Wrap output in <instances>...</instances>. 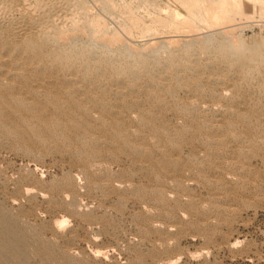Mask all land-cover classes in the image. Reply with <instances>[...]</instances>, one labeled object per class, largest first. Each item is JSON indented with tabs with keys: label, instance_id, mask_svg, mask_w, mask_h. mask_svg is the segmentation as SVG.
Instances as JSON below:
<instances>
[{
	"label": "rangeland",
	"instance_id": "1",
	"mask_svg": "<svg viewBox=\"0 0 264 264\" xmlns=\"http://www.w3.org/2000/svg\"><path fill=\"white\" fill-rule=\"evenodd\" d=\"M0 1V107L11 97L31 106L0 114V264H264V64L241 72L219 55L232 52L227 39L249 45L263 26L158 21L185 16L181 0ZM22 10L51 20L50 31L18 32ZM207 33L212 53L191 40ZM112 34L125 46H105Z\"/></svg>",
	"mask_w": 264,
	"mask_h": 264
},
{
	"label": "bare ground",
	"instance_id": "2",
	"mask_svg": "<svg viewBox=\"0 0 264 264\" xmlns=\"http://www.w3.org/2000/svg\"><path fill=\"white\" fill-rule=\"evenodd\" d=\"M5 1V0H4ZM3 1V2H4ZM48 1V0H47ZM52 1V0H51ZM57 1L58 0H54V2L56 3V4H58L57 3ZM62 1V0H61ZM60 1V2H61ZM99 1V0H98ZM103 1V0H102ZM108 1V0H107ZM0 2H2V1H0ZM8 2V1H7ZM13 2H15V1H13ZM53 2V3H54ZM68 2H70V0L68 1ZM100 2V1H99ZM181 2L185 5V8H186V10H187V13H186V15L185 16H182V15H180L179 13H177L176 11H172L171 13H170V15L168 16V18H167V16L166 17H164V18H162V17H158L157 19H158V21L160 22V21H164V23L166 24V26L167 25H169V26H171L172 28H175V29H180V26H192V27H198V25H197V21L198 20H201V22L202 21H204V23L208 26V27H215V26H218V25H221V24H223V25H225V24H232L233 23V21L235 20L236 21V19H245V18H247L248 20H249V25L250 26H258V25H261V26H264V24L263 23H260L263 19H264V0H181ZM9 3V2H8ZM7 3V4H8ZM11 3V2H10ZM108 3V2H107ZM109 3H112V2H110L109 1ZM0 4H2V3H0ZM49 4V3H48ZM62 4V3H61ZM77 4V3H76ZM17 5V4H16ZM65 5H66V3H65ZM86 5V4H85ZM89 5V4H88ZM4 6V5H3ZM31 6V5H30ZM40 6H41V2H40ZM44 6V5H43ZM42 6V8H44ZM50 6H53V8H56L57 7V5H55L56 7H54V5H50ZM61 6V5H60ZM104 6V5H103ZM107 6V5H106ZM124 6V5H123ZM1 8L0 9H2L3 7L2 6H0ZM6 7V6H5ZM12 7V6H11ZM14 7V6H13ZM17 7V6H16ZM46 7V6H45ZM58 7H59V5H58ZM73 7V6H72ZM87 7V6H86ZM108 7V6H107ZM27 8V7H26ZM29 8V7H28ZM47 8V7H46ZM48 8H49V6H48ZM63 8V7H62ZM88 8V7H87ZM126 8V7H125ZM124 8V9H125ZM7 9V8H6ZM13 9V8H12ZM24 9V8H23ZM40 9V8H39ZM49 9H51V8H49ZM58 9V8H57ZM64 9V8H63ZM131 9V8H130ZM8 10V9H7ZM10 10V9H9ZM21 10V8H19V11ZM28 10H30V9H28ZM38 10V9H37ZM44 10H45V8L42 10L43 12H44ZM53 10V9H52ZM55 10V9H54ZM78 10V9H77ZM87 10V9H86ZM103 10H104V8H103ZM109 10V9H108ZM125 10H127V9H125ZM129 10V9H128ZM127 10V11H128ZM4 11V10H3ZM16 11H18V10H16ZM24 10H22V12H23ZM46 12H47V10H45ZM84 11V10H83ZM131 11V10H130ZM22 12H21V15H23L22 14ZM37 12V11H36ZM49 12V11H48ZM47 12V13H48ZM57 12V11H56ZM85 12V11H84ZM106 12V11H105ZM7 13H8V11H7ZM24 13H25V11H24ZM45 13V12H44ZM61 13V12H60ZM130 13V12H129ZM4 14H5V12H4ZM14 14V13H13ZM33 14H35V13H32V12H27V13H25L24 14V17H22V18H26V20H18V21H14V22H18V24L16 25L17 27V29H18V32H21V33H30V32H32L33 30H34V28H40L41 30H40V32H42L43 34H45V30H44V28L45 27H47V25L51 22V20H49L48 18H46V17H44V18H42V17H40V18H37L36 16H34ZM41 14V13H40ZM46 14V13H45ZM76 14V13H75ZM131 14V13H130ZM133 14H134V12H133ZM2 15V14H1ZM10 15V14H9ZM36 15V14H35ZM44 15V14H43ZM48 15V14H47ZM47 15H45V16H47ZM4 16V15H3ZM41 16H42V14H41ZM60 16V15H59ZM81 17V16H80ZM92 17V16H91ZM21 18V17H20ZM21 18V19H22ZM77 18V17H76ZM90 18V17H89ZM136 18V19H135ZM257 18V19H256ZM9 19V18H8ZM50 19H52V18H50ZM93 19V18H92ZM131 19H133V18H131ZM134 19L136 20V21H134V20H130V21H133V24L135 25V23L136 22H138V21H142V20H140L139 18H137V17H134ZM157 19H156V21H157ZM167 19H172V20H174V19H178L179 20V22L178 23H171V24H167V22H166V20ZM256 19V20H255ZM10 20V19H9ZM50 22H49V21ZM77 20V19H76ZM126 20V19H125ZM83 21V20H82ZM128 21V20H127ZM154 21V20H153ZM152 21V22H153ZM234 21V22H235ZM240 21V20H239ZM257 22V23H254V22ZM13 22V21H12ZM11 22V23H12ZM49 22V23H48ZM55 22V21H54ZM72 22V21H71ZM84 22H85V19H84ZM92 22V21H91ZM103 22V20L102 21H100V20H95L92 24V26L93 27H95V28H99L98 30H101L100 28L103 26L102 23ZM143 22V21H142ZM141 22V23H142ZM158 22V23H159ZM181 22V23H180ZM230 22H232V23H230ZM259 22V23H258ZM104 23H106V22H104ZM130 23V22H129ZM132 23V22H131ZM144 23V22H143ZM153 23H156L155 21L153 22ZM236 23V22H235ZM53 23L51 22L50 23V25H52ZM90 24V23H89ZM160 24V23H159ZM165 24H163V27L162 28H164V25ZM49 25V26H50ZM55 25V24H54ZM53 25V26H54ZM78 25H80V24H78ZM82 25H84V24H82ZM86 25V24H85ZM95 25V26H94ZM131 25V24H130ZM202 25H203V23H202ZM11 26H12V24H11ZM35 26V27H34ZM52 26V27H53ZM127 26V25H126ZM133 26V25H132ZM135 26H137V25H135ZM139 26V25H138ZM146 26V25H145ZM148 26V25H147ZM234 26H235V24H234ZM238 26V25H237ZM240 26V25H239ZM239 26H238V29H239ZM248 26V25H247ZM1 27V26H0ZM51 27V26H50ZM49 27V28H50ZM56 27V26H55ZM89 27V26H88ZM91 27V26H90ZM108 27V26H107ZM112 27V26H111ZM144 27V26H143ZM158 27V26H157ZM161 27V26H160ZM2 28V27H1ZM13 28V27H12ZM48 27H47V29L50 31V29H49ZM84 28V27H83ZM104 28V27H103ZM102 28V29H103ZM106 28V27H105ZM130 28V27H129ZM129 28L128 29H126V30H129ZM134 28V27H133ZM137 28V27H136ZM146 28V27H145ZM145 28H144V30H145ZM168 28V27H167ZM199 28H200V25H199ZM199 28H197V29H195V30H193L195 33H194V35H197V33H196V31L197 32H199L200 33V31L198 30ZM205 28V27H204ZM207 28V27H206ZM223 28H225V27H223ZM228 28V27H227ZM226 28V29H227ZM235 28V30H236V26L234 27ZM233 28V29H234ZM17 29H15V31L17 30ZM57 29V28H56ZM55 29V30H56ZM59 29V28H58ZM57 29V31H55L54 30V32H58L59 30ZM60 29H62V28H60ZM86 29H88V28H86ZM131 29V28H130ZM147 32L149 33L150 32V30H154L155 28H154V26L153 25H150V26H148L147 28ZM165 29V28H164ZM169 29H170V27H169ZM202 29V28H201ZM200 29V30H201ZM208 29V28H207ZM215 29V28H214ZM221 29V28H220ZM47 30V31H48ZM63 30H65V29H63ZM92 30V29H91ZM97 29H95V31H96ZM97 30V31H98ZM109 30V29H108ZM135 30V29H134ZM140 31H141V29H139ZM171 30V29H170ZM209 30V29H208ZM213 30V29H212ZM222 30V29H221ZM220 30V31H221ZM230 30H231V32H230ZM235 30H233V32H235L236 34H237V30L235 31ZM10 31V30H9ZM49 31H48V33L47 34H49ZM52 31V30H51ZM102 31V30H101ZM114 31V30H113ZM142 31H143V29H142ZM141 31V32H142ZM159 31V30H158ZM193 31L191 32V33H193ZM215 31V30H214ZM217 31V30H216ZM215 31V32H216ZM219 31V32H220ZM224 31V30H223ZM228 31V32H227ZM226 31V33H224V34H228L229 32L230 33H233L232 32V29L230 28V29H228ZM239 31V30H238ZM14 32V31H13ZM53 32V31H52ZM68 32V31H67ZM74 32V31H73ZM73 32H71V33H73ZM78 32V31H77ZM80 32V31H79ZM83 32H84V29H83ZM103 32H104V30H103ZM109 32V31H108ZM115 32V31H114ZM118 32V31H117ZM131 32V31H130ZM146 32V33H147ZM152 32H154V31H152ZM151 32V33H152ZM218 32V33H219ZM39 33V32H38ZM42 33H40V34H42ZM64 33H66V32H64ZM64 33H63V31L61 32H58V34H59V37H60V41H61V38H64L65 39V36H64ZM102 33V32H101ZM144 33H145V31H144ZM155 34H156V31L154 32ZM158 33V32H157ZM201 33H204V32H201ZM222 33V32H221ZM4 34V33H3ZM8 34V33H7ZM31 34V33H30ZM37 34V33H36ZM47 34L45 35L46 37H47ZM51 34V33H50ZM49 34V35H50ZM57 34V33H56ZM67 34V33H66ZM65 34V35H66ZM70 34V33H69ZM68 34V35H69ZM74 34V33H73ZM85 33H83V35H84ZM89 34V33H88ZM92 34H93V32H92ZM96 35H97V33H95ZM160 34V33H159ZM241 34V33H240ZM79 35V34H78ZM107 34H105V36H106ZM119 35V34H118ZM117 34H112V36L111 37H109V38H107V40H104L105 41V43H104V41H102L104 44H105V46H106V43H108V44H111V43H113L112 45L113 46H115L114 44H115V42L114 41H118V39H119V36H118ZM158 35V34H157ZM166 35H168V34H166ZM170 35V34H169ZM192 35V34H191ZM193 35V36H194ZM218 35V34H217ZM222 35H223V33H222ZM239 35V34H238ZM237 35V36H238ZM4 36V35H3ZM13 36H14V33H13ZM12 36V37H13ZM20 36H22V35H20ZM45 36H41L42 38H46ZM56 36V35H55ZM75 36V35H74ZM73 36V37H74ZM82 36V35H81ZM87 36V35H86ZM93 37H94V35H92ZM103 36H104V34H103ZM145 36V35H144ZM231 36V35H230ZM230 36H229V38H230ZM16 37V36H15ZM27 37V36H26ZM40 37V36H39ZM51 37H52V34H51ZM51 37H49V40H50V38ZM68 37H70V38H72V36L71 35H69ZM67 37V38H68ZM76 37V36H75ZM78 37V36H77ZM89 37V36H88ZM107 37H108V35H107ZM164 37H165V35H164ZM168 37V36H167ZM172 37V36H171ZM224 37H226V38H228L227 37V35L226 36H224ZM232 37H234L233 35H232ZM236 37V36H235ZM14 38V37H13ZM22 38V37H21ZM41 38V39H42ZM48 38V37H47ZM54 37H52V39H53ZM89 38H91V37H89ZM96 38V37H95ZM98 38V37H97ZM103 38L104 37H102L101 39L103 40ZM121 38V37H120ZM154 38H156V37H154ZM191 38V37H190ZM189 38V39H190ZM215 35L213 34V33H211V34H203L201 37H200V35L199 36H195L194 38H192L191 40L193 41V43L194 42H196V41H198V42H200V43H202L203 45H204V47H205V49L206 50H209L210 52H211V49H212V45L214 46V43H213V41L215 40ZM237 38V37H236ZM239 38H241L240 36L236 39V42H234L235 41V39L233 40V39H227V41L228 42H224L223 43V45H225V46H230L231 47V49H232V52L230 53V52H228V51H225L224 50V48H222V47H220V50H219V55H221L222 57L221 58H224V59H226L227 61H228V63L231 65L230 67H235V69H237V70H239V71H241V72H244V71H246L247 70V68L248 67H252V64H254L255 62H256V59H258V58H262V61H261V63H263L264 64V33H259V35L257 36V37H255L254 39H253V41L251 42V44H249L248 45V42H247V39L245 38V39H243V40H241V42H237V40L239 39ZM11 39V38H10ZM40 39V40H41ZM64 39H62V41L64 40ZM77 39V38H76ZM93 39V38H92ZM105 39V38H104ZM150 39V38H149ZM163 39V38H162ZM188 39V40H189ZM225 39V38H224ZM16 40V39H15ZM27 40V39H26ZM54 40H55V38L53 39V41H52V44H53V42H54ZM58 40V38L56 37V41ZM66 40V39H65ZM78 40H80V39H78ZM84 40V39H83ZM87 40V39H86ZM100 40V39H99ZM187 40V41H188ZM240 40V39H239ZM59 41V42H60ZM68 41H70V40H68ZM68 41H67V43H68ZM73 41V40H72ZM76 41V40H75ZM93 41V40H92ZM97 41H98V39H97ZM97 41H94V42H96L97 43ZM122 41V38L120 39V41H118V43H122L123 44V42H125V41H123V42H121ZM153 42H154V40H152ZM160 41V40H159ZM167 41H171V42H173V41H176V39L175 38H169V39H163L162 40V43H166ZM186 41V42H187ZM190 41V40H189ZM12 42V41H11ZM58 42V41H57ZM91 42V41H90ZM101 42V43H102ZM153 42H151L150 41V43L151 44H153ZM157 42V41H156ZM177 42V41H176ZM185 42V44H187V43H189V42H187L186 43ZM62 43V42H61ZM87 43H89L88 41H87ZM99 43V42H98ZM100 43V44H101ZM118 43H116V44H118ZM130 43V42H129ZM149 43V42H148ZM155 43V42H154ZM168 43V42H167ZM219 43V42H218ZM59 44V43H58ZM90 44V43H89ZM127 44V46L126 47H130V46H128L129 44L128 43H126ZM156 44V43H155ZM159 44H160V42H159ZM184 44V43H183ZM191 44V42L189 43V44H187L188 46ZM216 44V43H215ZM21 45V44H20ZM34 45H35V43L34 42H32V41H30V42H28V44H27V48H33L34 47ZM43 45V44H42ZM56 45V44H55ZM64 45H65V42H64ZM67 45V44H66ZM93 45V44H92ZM98 45V44H97ZM154 45V44H153ZM152 45V46H153ZM177 45V44H176ZM175 45V46H176ZM186 45V46H187ZM192 45V44H191ZM191 45L189 46V48H187L186 49V56H188L189 57V55H190V47H191ZM194 46H195V43L193 44ZM22 46V45H21ZM100 46V45H99ZM110 46V45H109ZM123 46H125V44H123ZM152 46L150 47V48H148V49H150L149 51H151V49H152ZM155 46V45H154ZM154 46H153V48H154ZM166 46H167V44H166ZM174 46V44H173V46L171 45L170 47H172V49H173V47H175ZM247 46V47H246ZM17 47V46H16ZM72 47V46H71ZM95 47H96V45H95ZM107 47H108V45H107ZM112 47V46H111ZM133 47V46H132ZM145 47V46H144ZM160 47V46H159ZM169 47V46H168ZM244 47H246V51L244 52V53H239L240 55H238V57H237V53L238 52H243V50H241L242 48H244ZM9 48V47H8ZM43 48V47H42ZM55 48V47H54ZM70 48V47H69ZM74 48V47H73ZM92 48V47H91ZM156 48V47H155ZM158 48V47H157ZM156 48V49H157ZM217 48V47H216ZM18 49V48H17ZM34 49V48H33ZM41 49V48H40ZM83 49H84V47H83ZM133 49V48H132ZM147 49V48H146ZM164 49V48H163ZM165 49H167V48H165ZM169 49V48H168ZM193 49V48H192ZM15 50V49H14ZM34 50H36V49H34ZM52 50H53V48H52ZM77 50V49H76ZM87 49H85V51H86ZM130 50V49H129ZM154 50V49H153ZM175 50V49H174ZM176 50H178V48L176 49ZM183 50V49H182ZM226 50H227V48H226ZM241 50V51H240ZM16 51V50H15ZM46 51H47V49H46ZM68 51V50H67ZM66 51V52H67ZM135 51V50H134ZM148 51V50H147ZM170 51V50H169ZM191 51H193V50H191ZM208 51V52H209ZM10 52V51H9ZM57 52V51H56ZM70 52V51H69ZM88 52V51H87ZM93 52V51H92ZM91 52V53H92ZM136 52H138V51H136ZM146 52V51H145ZM154 52V51H153ZM207 52V51H206ZM19 53V52H18ZM48 53V52H47ZM51 53V52H50ZM60 53H62V51L60 52ZM71 53V52H70ZM81 53H82V51H81ZM130 53V52H129ZM139 53V52H138ZM150 53V52H149ZM177 53V52H176ZM175 53V54H176ZM212 53V52H211ZM210 53V54H211ZM58 54V53H57ZM75 54H76V52H75ZM84 54V53H83ZM141 54V53H140ZM143 54V53H142ZM178 54V53H177ZM192 54H195V53H192ZM208 54V53H207ZM215 54V53H214ZM27 55V54H26ZM67 55V54H66ZM71 55V54H70ZM146 55V54H145ZM62 56V55H61ZM73 56V55H72ZM85 56V55H84ZM92 56H94V55H92ZM130 56V55H129ZM148 56V55H147ZM176 56V55H175ZM228 56H232V57H230V58H228ZM236 56V57H235ZM2 57V56H1ZM7 57V56H6ZM14 57V56H13ZM203 57H205V56H203ZM209 57V56H208ZM4 58V57H3ZM30 58V57H29ZM46 58V57H45ZM66 58L68 59V60H70L71 59V56H66ZM84 58V57H83ZM103 58V57H102ZM117 58V57H116ZM121 58V57H120ZM133 58H134V56H133ZM148 58V57H147ZM169 58V57H168ZM176 58H178L177 56H176ZM74 59V58H73ZM73 59H71V60H73ZM132 59V58H131ZM130 59V60H131ZM150 59V58H149ZM77 60V59H76ZM111 60V59H110ZM139 60V59H138ZM142 60V59H141ZM196 60H197V57H196ZM217 60H219V58L217 59ZM2 61V60H1ZM6 62H7V60H5ZM22 61V60H21ZM43 61V60H42ZM60 61V60H59ZM135 61V60H134ZM182 61V60H181ZM191 61H192V57H191ZM84 62V61H83ZM87 62V61H86ZM111 62V61H110ZM129 62V61H128ZM160 62V61H159ZM217 62V61H216ZM2 63V62H1ZM32 63V62H31ZM42 63V62H41ZM62 63V62H61ZM102 63V62H101ZM166 63V62H165ZM208 63V62H207ZM219 63H220V61H219ZM19 64V63H18ZM85 64V63H84ZM90 64V63H89ZM137 64V63H136ZM139 64V63H138ZM150 64V63H149ZM201 64V63H200ZM205 64V63H204ZM209 64V63H208ZM20 65V64H19ZM49 65V64H48ZM73 65V64H72ZM87 65V64H86ZM103 65V64H102ZM130 65V64H129ZM180 66H183V65H185L184 64V62L183 63H180L179 64ZM188 65V64H187ZM211 65H212V63H211ZM214 65V64H213ZM212 65V66H213ZM7 66H8V64H7ZM15 66V65H14ZM18 66V65H17ZM53 66V65H52ZM65 66V65H64ZM74 66V65H73ZM145 66V65H144ZM199 66V65H198ZM206 66V65H205ZM217 66H218V64H217ZM255 66V65H254ZM20 67V66H19ZM86 68L88 67V66H85ZM90 67V66H89ZM108 67H110L109 66V64H108ZM124 67V66H123ZM137 67V66H136ZM175 67V66H174ZM186 67V66H185ZM184 67V68H185ZM190 67H191V65H190ZM214 67V66H213ZM220 67H223V66H220ZM175 68H178V67H175ZM203 68V67H202ZM201 68V69H202ZM209 68V67H208ZM210 68H212L211 66H210ZM219 68V67H218ZM253 68V67H252ZM10 69H11V67H10ZM22 69V68H21ZM39 69V68H38ZM40 69H41V67H40ZM132 69V68H131ZM158 69V68H157ZM182 69V68H181ZM192 69H194L193 67H192ZM222 69V68H221ZM231 69V68H230ZM99 69L97 68V70H96V72L98 73L99 71H98ZM126 70V69H125ZM150 70H151V68H150ZM163 70V69H162ZM206 70H208V69H206ZM220 70V69H219ZM1 71V70H0ZM22 71V70H21ZM72 71V70H71ZM70 71V72H71ZM100 71H101V69H100ZM202 71V70H201ZM263 71V70H262ZM63 72V71H62ZM81 72H83L82 70H81ZM126 72H127V70H126ZM204 72V71H203ZM221 72H222V70H221ZM248 72V71H247ZM257 72H258V70H257ZM260 72H261V70H260ZM7 73V72H6ZM43 73V72H42ZM85 73V72H84ZM93 73V72H92ZM111 73V72H110ZM153 73V72H152ZM99 74V73H98ZM209 74V73H208ZM208 74H206V75H208ZM11 75H13V76H16V77H23L25 74H24V72H20V71H16V72H11ZM60 75V74H59ZM83 75V74H82ZM122 75V74H121ZM133 75H135V74H133ZM191 75H193V73L191 74ZM217 75H218V73H217ZM225 75V74H224ZM72 76V75H71ZM116 76H117V74H116ZM181 76V75H180ZM223 76V75H222ZM226 76V75H225ZM224 76V77H225ZM228 76V75H227ZM253 76H255V75H253ZM261 76V75H260ZM5 77V76H4ZM36 77H37V75H36ZM128 77H129V74H128ZM178 77V76H177ZM129 78H131V77H129ZM167 78V77H166ZM165 78V79H166ZM190 78V77H189ZM205 78V77H204ZM208 78V77H207ZM227 78V77H226ZM241 78V77H240ZM239 78V79H240ZM33 79V78H32ZM38 79V78H37ZM66 79H68V78H66ZM65 79V80H66ZM90 79V78H89ZM115 79V78H114ZM212 79H214V78H212ZM256 79V78H255ZM258 79V78H257ZM34 80V79H33ZM92 80V79H91ZM109 80V79H108ZM111 80H112V78H111ZM121 80V79H120ZM131 80V79H130ZM218 80H222V81H224V78H218ZM21 81V80H20ZM67 81V80H66ZM71 81H73V79L71 80ZM90 81V80H89ZM167 81V80H166ZM169 81V80H168ZM226 81V80H225ZM240 81H243V80H240ZM246 81V80H245ZM255 81V80H254ZM260 81V80H259ZM11 82H13V81H11ZM18 82V81H17ZM42 82H44V81H42ZM52 82V81H51ZM94 82V81H93ZM109 82V81H108ZM211 82H213L212 80H211ZM234 82V81H233ZM236 82V81H235ZM247 82V81H246ZM0 83H4L3 81H2V79L0 78ZM85 83V82H84ZM237 83V82H236ZM259 83V82H258ZM8 84V83H7ZM19 84H21V83H19ZM37 84V83H36ZM103 84V83H102ZM129 84V83H128ZM156 84V83H155ZM12 85V84H11ZM17 85V84H16ZM53 85V84H52ZM82 85V84H81ZM88 85H89V83H88ZM101 85V84H100ZM149 85V84H148ZM164 85V84H163ZM172 85V84H171ZM177 85V84H176ZM234 85V84H233ZM237 85V84H236ZM240 85H241V83H240ZM260 85H261V83H260ZM51 86V85H50ZM102 86V85H101ZM154 86V85H153ZM86 87V86H85ZM15 88V87H14ZM25 88V87H24ZM54 88V87H53ZM67 88V87H66ZM71 88V87H70ZM193 88V87H192ZM200 88V87H199ZM233 88V87H232ZM238 88V87H237ZM251 88V87H250ZM16 89V88H15ZM56 89V88H55ZM135 89V88H134ZM174 89V88H173ZM90 90V89H89ZM132 90V89H131ZM175 91H176V88L174 89ZM251 90V89H250ZM256 90V89H255ZM76 91H78V87L75 89H68V90H66L65 91V94H67V95H73L74 93H76ZM80 91V90H79ZM127 91H128V89H127ZM136 91V90H135ZM237 91H238V89H237ZM23 92V91H22ZM35 93H38V90H35L34 91ZM40 92H41V90H40ZM120 92V91H119ZM118 92V93H119ZM3 92H0V99H5V95L4 94H2ZM60 93V92H59ZM171 93V92H170ZM169 93V94H170ZM174 93V92H173ZM225 93V92H224ZM236 93V92H235ZM240 93V92H239ZM63 94V93H62ZM233 94V93H232ZM231 94V95H232ZM237 94V93H236ZM161 95V94H160ZM122 96V95H121ZM235 96V95H234ZM61 97V96H60ZM94 97V96H93ZM141 97V96H140ZM35 98V97H34ZM143 98V97H142ZM167 98V97H166ZM235 98V97H234ZM11 99V107H14L15 109L17 108V109H26V108H28V107H31V106H29L28 105V103H27V98H24V97H11L10 98ZM29 99V98H28ZM32 99V98H31ZM226 99H228V98H226ZM67 100V99H66ZM169 100V99H168ZM242 100V99H241ZM240 100V101H241ZM54 101V100H53ZM75 101V100H74ZM59 102V101H58ZM100 102V101H99ZM166 102V101H165ZM228 102V101H227ZM247 102V101H246ZM251 102V101H250ZM36 104V103H35ZM112 104V103H111ZM166 104V103H165ZM191 104V103H190ZM198 104V103H197ZM125 105V104H124ZM194 105H195V103H194ZM193 105V106H194ZM10 106H6L5 107V109L6 110H9L11 107ZM158 106H159V104H158ZM191 106V105H190ZM49 107V106H48ZM196 107V106H195ZM194 107V108H195ZM218 107H220V106H218ZM203 108H206V107H203ZM208 108H209V106H208ZM217 108V107H216ZM71 109V108H70ZM76 109V108H75ZM135 109V108H134ZM214 109H215V106H214ZM221 109V108H220ZM254 109V108H253ZM6 110H4L3 108H1L0 107V114H1V112L2 111H6ZM51 110V109H50ZM232 110V109H231ZM234 111V110H233ZM50 112V111H49ZM154 112V111H153ZM190 112V111H189ZM235 112V111H234ZM237 112V111H236ZM240 114V113H239ZM45 115V114H44ZM161 115H163V114H161ZM234 115H235V113H234ZM63 116V115H62ZM90 116H91V114H90ZM94 116H96V115H94ZM136 116V115H135ZM230 116V115H229ZM27 117V116H26ZM97 117V116H96ZM242 117V116H241ZM263 117V116H262ZM90 118V117H89ZM107 118V117H106ZM153 118V117H152ZM213 119V118H212ZM246 119V118H245ZM154 121V120H153ZM214 121V120H213ZM212 121V122H213ZM260 121V120H259ZM99 122V121H98ZM141 122V121H140ZM260 123V122H259ZM144 124V123H143ZM97 125V124H96ZM107 125V124H106ZM59 126V125H58ZM236 126V125H235ZM214 127V126H213ZM230 127V126H229ZM232 127V126H231ZM7 128V127H6ZM36 128V127H35ZM215 128V127H214ZM220 128V127H219ZM221 128H222V126H221ZM235 128V127H234ZM126 129V128H125ZM7 130V129H6ZM55 132V131H54ZM213 132V131H212ZM80 133V132H79ZM127 134V133H126ZM115 137V136H114ZM85 138V137H84ZM240 138V137H239ZM239 138H238V140H239ZM133 139V138H132ZM208 139V138H207ZM229 139V138H228ZM235 139V138H234ZM137 140V139H136ZM146 140V139H145ZM156 140V139H155ZM154 140V141H155ZM221 143H224L223 141L224 140H222V139H218ZM261 141V140H260ZM101 142H102V140H101ZM107 142V141H106ZM209 142V141H208ZM211 142V141H210ZM214 142V141H213ZM109 144V143H108ZM161 144V143H160ZM125 145V144H124ZM126 146V145H125ZM151 148V147H150ZM136 150H138V151H141L142 152V148L141 147H136L135 148ZM77 150V149H76ZM135 150V151H136ZM146 151V153H147V150H145ZM154 151V150H153ZM137 152V151H136ZM83 153V152H82ZM226 153V152H225ZM243 153H244V151H243ZM138 154V153H137ZM212 155V154H211ZM96 156V155H95ZM154 156V155H153ZM92 157V156H91ZM238 157V156H237ZM166 160V159H165ZM199 160V159H198ZM173 161V160H172ZM179 161V160H178ZM181 161V160H180ZM183 161V160H182ZM233 165V164H232ZM149 170V169H148ZM242 171H244V170H242ZM226 172V171H225ZM230 178H231V176H229ZM228 181V180H227ZM176 184V183H175ZM219 184V183H218ZM233 184V183H232ZM95 186V185H94ZM221 188V187H220ZM223 188V187H222ZM145 190V189H144ZM156 191V190H155ZM158 192V191H157ZM162 192V191H161ZM216 207V206H215ZM221 210V209H220ZM219 210V211H220ZM59 223H62V222H59ZM155 226V225H154ZM72 256V255H71Z\"/></svg>",
	"mask_w": 264,
	"mask_h": 264
},
{
	"label": "built area",
	"instance_id": "3",
	"mask_svg": "<svg viewBox=\"0 0 264 264\" xmlns=\"http://www.w3.org/2000/svg\"><path fill=\"white\" fill-rule=\"evenodd\" d=\"M263 24H264V22H263ZM264 27V26H263Z\"/></svg>",
	"mask_w": 264,
	"mask_h": 264
}]
</instances>
